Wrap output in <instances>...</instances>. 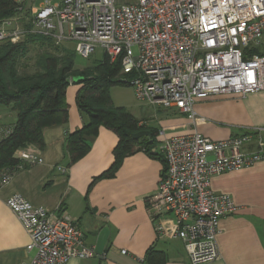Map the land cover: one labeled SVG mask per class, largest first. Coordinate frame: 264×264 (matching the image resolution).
Here are the masks:
<instances>
[{"label":"built area","instance_id":"obj_1","mask_svg":"<svg viewBox=\"0 0 264 264\" xmlns=\"http://www.w3.org/2000/svg\"><path fill=\"white\" fill-rule=\"evenodd\" d=\"M13 1L19 13L0 21V45L35 33L56 46L72 44L82 58L99 48L110 63L119 61V81L148 107L177 111L194 123L197 100L264 92V0H46L28 10L27 0ZM10 131L11 125L0 124V141ZM261 132L222 141L196 131L162 139L164 168L147 211L157 238L180 241L190 264L218 259V221L235 210L228 195L211 191L210 178L263 160ZM13 157L22 164L41 161L31 147ZM12 172L0 169V186ZM5 205L29 237L28 264L95 256L73 219L19 194Z\"/></svg>","mask_w":264,"mask_h":264},{"label":"crops","instance_id":"obj_2","mask_svg":"<svg viewBox=\"0 0 264 264\" xmlns=\"http://www.w3.org/2000/svg\"><path fill=\"white\" fill-rule=\"evenodd\" d=\"M79 87L71 82L66 89V123L44 127L42 147H31L41 161L24 163L0 186V264H28L33 257V251L26 249L28 235L5 205L12 194L55 215H65L79 226L95 256L66 264H190L180 241L157 238L147 211L146 199L155 191L164 168L160 143L164 137L194 131L211 141H222L256 129H262L264 142V92L197 100L194 123L177 111L141 102L118 106L133 116L141 131L154 133V143L142 147L139 138L134 152L124 157L111 176L97 178L114 161L117 137L100 128L90 139L87 153L69 164L65 139L86 121L75 102ZM14 121L11 112L7 125ZM209 187L216 194L228 195L235 206L233 213L218 221L219 256L210 264H264V159L212 176Z\"/></svg>","mask_w":264,"mask_h":264},{"label":"trees","instance_id":"obj_3","mask_svg":"<svg viewBox=\"0 0 264 264\" xmlns=\"http://www.w3.org/2000/svg\"><path fill=\"white\" fill-rule=\"evenodd\" d=\"M18 4L13 0H0V21L19 13ZM25 30L29 25H24ZM47 42L51 48L42 52L35 61L34 68L28 72L18 70V63L30 42ZM0 46V108L15 113L9 135L0 141V169L16 170L23 167L22 162L13 157L14 153L26 147H42L41 131L44 127L65 124L67 104L65 92L75 77H82L76 85L75 96L78 110L86 121L80 129L70 133L65 139V152L69 164L83 157L100 128L112 131L117 137L113 149L114 161L110 168L99 175L111 176L127 155L134 152L142 141V147L154 143V133L150 139H132L141 131L137 121L122 107H114L109 90L124 84L119 81V61L110 63L107 56L91 68L93 74L79 75L73 63L74 51L58 47L46 37L27 33L18 44L2 43ZM144 142V143H143ZM164 162V161H163Z\"/></svg>","mask_w":264,"mask_h":264},{"label":"rangeland","instance_id":"obj_4","mask_svg":"<svg viewBox=\"0 0 264 264\" xmlns=\"http://www.w3.org/2000/svg\"><path fill=\"white\" fill-rule=\"evenodd\" d=\"M45 1L46 0H27L24 3V6L28 10L29 8L39 7V5L44 3ZM50 1L51 3L57 2V0H50ZM27 10L24 9V11L22 12V15L20 16H26V14L28 13ZM58 47H66L70 50H73V45L70 43H66ZM46 50L51 51V48L47 46L46 41L45 42L35 41V42L27 43L25 53L18 63V70L23 71L26 69L28 72L32 71L35 65V61L37 60V57ZM133 51L135 52V49H133ZM103 56H104V53L99 48H97L94 51V53L91 54L88 58H82L81 56L75 53L73 57L74 67L78 70L79 75L93 74V70L87 72L85 71V69L91 68L92 65L101 61L103 59ZM109 96H110L112 104L117 107L121 105L130 104L131 102H134V103L138 102L135 99V96L131 94L129 88L125 85L112 87L109 90ZM10 117H11L10 110L0 108V124L7 125L10 122Z\"/></svg>","mask_w":264,"mask_h":264},{"label":"water","instance_id":"obj_5","mask_svg":"<svg viewBox=\"0 0 264 264\" xmlns=\"http://www.w3.org/2000/svg\"><path fill=\"white\" fill-rule=\"evenodd\" d=\"M82 80V77H75L72 79L73 84H77ZM141 137H146L147 139H150L151 135L149 131H140L132 135V139L137 140Z\"/></svg>","mask_w":264,"mask_h":264}]
</instances>
